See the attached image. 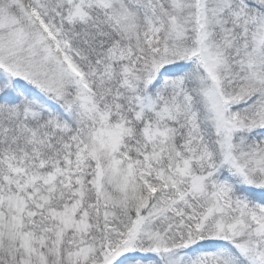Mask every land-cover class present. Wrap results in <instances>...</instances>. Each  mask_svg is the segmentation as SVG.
I'll list each match as a JSON object with an SVG mask.
<instances>
[{
  "label": "snow or ice",
  "instance_id": "obj_1",
  "mask_svg": "<svg viewBox=\"0 0 264 264\" xmlns=\"http://www.w3.org/2000/svg\"><path fill=\"white\" fill-rule=\"evenodd\" d=\"M0 264H264V0H0Z\"/></svg>",
  "mask_w": 264,
  "mask_h": 264
}]
</instances>
